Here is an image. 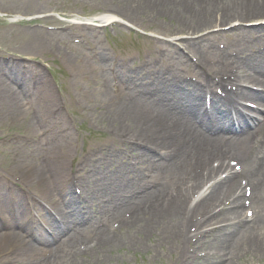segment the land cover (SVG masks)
<instances>
[{
  "label": "rangeland",
  "instance_id": "obj_1",
  "mask_svg": "<svg viewBox=\"0 0 264 264\" xmlns=\"http://www.w3.org/2000/svg\"><path fill=\"white\" fill-rule=\"evenodd\" d=\"M53 8H55L57 12L64 14L65 20H70V17L80 16L94 17L108 15L112 17L115 20V27L113 29L114 36H111L113 40H109V45L113 46L115 43L114 41H117L118 45L115 44V50L125 55L142 51L150 52V50L155 49V40L159 43H167L166 40H170L169 34L172 32V26L176 24L174 20L171 19L173 16L166 13L158 14L156 17H149L145 13H142L145 8L143 0H0L1 11L18 13L25 17H29L32 14L36 15V13L44 14ZM130 17H134V21L129 19ZM61 24L62 23H60V25ZM65 25L68 24L65 23ZM179 26H181V23ZM208 27H211V25ZM71 30L80 31L78 27H72ZM99 39L100 38L97 37L89 40L91 42H98L99 45L101 44L99 42L101 40ZM59 40H61L60 36L53 37L50 36V34L47 36L43 32L23 31L22 28L13 29L11 26H1L0 24V50L3 53L13 55L20 54L31 58L37 57L46 62H53L54 60L51 59L52 54L58 56L60 52L65 51L64 46ZM49 43H51V45H49ZM103 48L106 49L105 47ZM81 60H83V58L79 50V53L73 58L74 65L80 67L85 66L83 65L84 62ZM65 64V67L67 66L66 68L68 69L75 68L70 61H65ZM52 66L54 69L59 70L57 64ZM87 69L88 67L84 69L85 73L88 72ZM60 74H62L61 71ZM86 77H90V75L87 74ZM82 79L83 81L85 80V78ZM62 80V84L65 86V89H61L65 98L63 101L66 103L64 105L67 111L72 115L76 126H80L84 131L83 142L87 148L99 144L98 139H107L110 129L113 131L119 130L116 125L114 126L110 123L109 118L105 115V110H103L100 102L96 98L95 88L99 86V81H97V79L94 80L92 78V80H85V86L81 85L79 88L72 87L71 89L66 85L65 78H62ZM8 107L6 104L5 108L9 109ZM40 108L43 109L42 106H40ZM82 108L86 110L82 111ZM145 109L148 108L146 106L139 107V109L133 108L130 113L136 116L138 114L142 115L140 112L142 113V110ZM11 110L2 111L0 109V136L11 135L23 130L22 117L19 116V114H12L14 111L12 108ZM17 112L22 113L21 110L18 109ZM141 121V119L138 120L137 118L134 123L139 129V133H144L146 131L143 130V128H147L148 126H145ZM138 122H140L139 125ZM78 140L79 138H74L73 142L77 143ZM65 148L67 149V146ZM16 150L17 149L8 151L7 154L0 157V159L4 160V171L6 172V170L10 168V175L18 178L22 183H28L26 175H22L20 167L16 166L21 160L25 162V157H21L22 154L16 152ZM30 151L33 153V149H30ZM16 155H18V157H16ZM34 155L35 154H32L33 157ZM39 158H33L31 163L37 165L38 168H41L40 166L52 165L49 161H41L42 157ZM13 159H15V164L11 167L10 163ZM0 173H2L1 170ZM49 175L50 174L44 169L42 181L45 182L44 197H46V199L53 197L52 186L54 187L55 182L53 177H48ZM33 188L39 193V189ZM128 231L129 229L122 231L120 233L121 235L117 237L119 241L113 243L114 239H112L109 243L110 246L108 245L104 248V251L97 253L92 262L86 264H172L175 260L176 254L178 253L175 250L173 251L174 253L171 254V250L176 249V247H172L170 250L168 249V251L163 245L165 243H162V238L159 237L163 231L152 229L145 233H141V235L132 232V230ZM247 234L248 233L242 236L241 241L243 244L237 245L239 247L235 250L239 252H244L246 250L245 243L248 237ZM159 239L161 241H159ZM174 241L175 239H172V244ZM228 241H230V239H227V242ZM236 243L238 242L236 241ZM201 248L206 251H213L215 248L219 249L218 246L205 245ZM247 253L248 254H240L235 264H264V255L254 256L251 252ZM61 263H63V260Z\"/></svg>",
  "mask_w": 264,
  "mask_h": 264
},
{
  "label": "bare ground",
  "instance_id": "obj_2",
  "mask_svg": "<svg viewBox=\"0 0 264 264\" xmlns=\"http://www.w3.org/2000/svg\"><path fill=\"white\" fill-rule=\"evenodd\" d=\"M143 4L145 5L144 12L148 15H157L158 13L167 12L170 13L173 17L178 18L181 20V22L186 23L187 27L184 29L179 27V25L176 26V31H189L193 32V34L198 33L202 31L203 29H208V26L214 27L216 23L223 24L227 22L229 19L231 21H238L239 18L245 19H252L256 16V14L262 13L264 14V0H143ZM211 28V27H209ZM192 34V33H191ZM262 71V70H260ZM106 96V95H105ZM192 100V103L190 102L189 108L187 111H184V109L180 108L179 113H169L164 112L163 116L165 117H173L177 123H180L185 130L192 135L191 141H188V143H192L191 145H188L187 156L185 157V160L181 163L179 167V171L176 173L177 177H182L183 175V169L185 163L187 164L189 161H203L205 158L208 157L207 153V147L204 148L203 144H206L209 139L204 135H194L197 133V129L191 122V116L199 117V119L202 121L204 120V117L202 114H200L199 110V99L200 94L199 91L194 96H188ZM114 101V100H113ZM116 105L119 106L120 109H117L116 107H112L111 104L106 105L105 109L108 112V115H110L111 122L115 124L114 117H116L117 121L119 122V126H117L121 129H124L126 131H129L128 133L130 135L139 134V129L135 125V121L137 117L132 118L130 114H122L123 120H120L117 114L122 110V107L118 103L114 101ZM125 110V109H124ZM127 111V110H126ZM145 123L148 125H154L153 122H150L149 119L144 118ZM147 120V121H146ZM260 128H264V124L261 125ZM177 139V135L174 136ZM156 143L162 147H168L164 142L156 141ZM194 143L196 144L197 149H194L196 147L193 146ZM228 148H234V145H229ZM236 148H240V146H237ZM235 150V149H234ZM249 151H245L243 153H237L234 152V154L237 156L238 159H243L245 166L248 164L249 159L247 158V154ZM215 153L218 152V148L215 150ZM214 152L211 154H215ZM245 155V157H244ZM244 157V158H243ZM171 168V166L169 165ZM175 169H177L175 167ZM257 170L255 171L256 177L252 180L254 182L255 179H258L259 174ZM31 174H27L24 172L25 175H28V178L30 181H34L38 178V175L36 173H33V171H30ZM248 174V173H246ZM233 183H234V177L229 176L226 179L218 182L217 184L213 185L208 189V192L205 194L204 199L208 201L215 202L216 200L220 201L222 200V197L227 195V192L231 189H233ZM180 198H184L180 195ZM220 199V200H219ZM204 200V201H205ZM203 199L200 201L199 204H201ZM217 201V202H218ZM204 203V202H203ZM208 203V202H207ZM207 203L201 204L199 208H204ZM239 201H236L230 208L226 209V212H223L221 215L226 217V215L234 214L236 215L237 210H239ZM233 209V210H232ZM218 215L215 217L217 218ZM135 219H139V217H134ZM174 221H173V220ZM172 219H162L161 222H156L154 224L161 225L165 227V233L168 235H174L178 234L179 225L180 224V217L174 216ZM168 223H172V226L167 227ZM135 223L133 224V226ZM166 225V226H165ZM167 227V228H166ZM136 233H140L141 230L137 229ZM248 226L244 224V222H240L236 225H232L228 228H220L217 229L218 236H214V234L210 235L209 239L206 240L203 245L207 246H218L219 251L225 253L226 255H231L232 251L235 250L234 247L237 245L243 244V242L240 239L232 240L227 242V239H234L239 238L243 234L248 233ZM144 233V232H143ZM216 233V234H217ZM182 234V231L180 232ZM252 234L250 235V237ZM248 237V239L250 238ZM246 239V242L247 240ZM236 241L238 243H236ZM7 241H3L2 244H6ZM1 244V243H0ZM238 247V246H237ZM264 249V247H258V249ZM203 264H210L213 262V260H204L202 261ZM229 262V261H228ZM225 262L224 264H229L231 262Z\"/></svg>",
  "mask_w": 264,
  "mask_h": 264
}]
</instances>
